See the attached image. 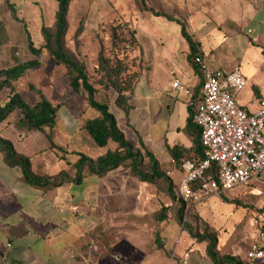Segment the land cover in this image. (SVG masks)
Listing matches in <instances>:
<instances>
[{
  "label": "crops",
  "instance_id": "crops-1",
  "mask_svg": "<svg viewBox=\"0 0 264 264\" xmlns=\"http://www.w3.org/2000/svg\"><path fill=\"white\" fill-rule=\"evenodd\" d=\"M40 8L41 33L45 7ZM156 12L172 20L156 16ZM116 22L125 23L133 33V59L139 65L128 110H120L117 127L135 149L153 157L174 192L182 177V162L196 157L185 126L201 99L202 76L191 59L196 55L213 69L230 72L223 69L229 63L245 59L249 64L250 56L262 57L264 0H70L66 39L79 28L81 33H89ZM177 22L184 24L195 44L194 53ZM12 29L15 26L0 20V70L36 59L27 46V53L22 48L23 57H19ZM42 44L39 38L35 48ZM59 67L50 59L47 66L40 63L21 79L33 72L31 85L53 105L51 98L57 91L53 72L64 76ZM245 78L247 87L237 104L254 113L264 100V89ZM175 81L190 94L173 90ZM35 96L22 98L34 105L39 100ZM10 116L0 124V137L10 141L17 154L31 159L37 175L54 177L64 171L71 180L75 172L70 164L77 161L76 154L92 159L105 154L87 137L85 124H55L51 140L65 150L60 157L48 144L47 130L45 134H26L23 124H15L19 114L13 124H8ZM58 129L64 131L58 134ZM173 148L180 149L177 162L170 154ZM167 189L164 182H141L123 167L101 177L86 175L79 183L36 187L27 184L20 168L10 167L0 152V264H212L205 244L191 239L175 220L176 202ZM161 208L168 210L166 219L156 223ZM254 237L255 229L250 245ZM217 248L220 254L219 239ZM227 255L245 261L237 252Z\"/></svg>",
  "mask_w": 264,
  "mask_h": 264
},
{
  "label": "trees",
  "instance_id": "trees-1",
  "mask_svg": "<svg viewBox=\"0 0 264 264\" xmlns=\"http://www.w3.org/2000/svg\"><path fill=\"white\" fill-rule=\"evenodd\" d=\"M53 1L57 5L54 23L51 26H47L45 23L41 24L43 44L39 48H35L25 22L18 18L13 4L5 0L12 20L23 25L28 52L32 56L38 57L42 51H45L48 57L53 59L56 66L64 69L66 88L76 95L84 93L88 107L97 113V117L85 122L84 132L96 147L105 150V154L96 159L89 158L83 154H76L78 157L77 161L70 164L71 170L75 172L74 178L71 180L69 175L64 171L54 177H47L35 174L32 169L31 159L17 154L12 143L0 137V152L3 154L6 163L10 167L20 168L23 179L27 184L41 188L57 187L68 181L79 183L86 175L101 177L119 167L128 169L141 182L154 185L164 182L168 186L166 190L167 195L176 202L175 220L182 226V229L187 232L191 239L197 243L205 244L206 256L212 264H248L246 258L245 261H242L240 258L232 255L219 254L217 231L212 229L207 223L202 222L198 216L189 218L188 224L184 222L188 204L176 198L172 190V184L160 172L159 165L153 157L147 152L141 153L134 148L131 142L125 139L117 127L115 116L109 110V103L97 100L98 90L91 83L85 65L66 50L67 13L70 0ZM150 11L152 12V10ZM154 14L167 20H172L165 14L157 12ZM177 23L181 27L182 37L194 53L195 44L186 33L184 24L181 22ZM78 34H80V28L77 30ZM111 44L113 51L111 56H105L102 51L98 54L97 69L100 77L97 83L101 87L109 88L114 92V105L126 113L128 110L127 100L132 95L139 78L138 71L131 72L126 61L128 55L125 53L127 52L126 47L130 48L135 45L133 33L128 32L126 38H121L116 34V30L112 29ZM120 45L123 47L120 48ZM195 57L196 55H193L191 64L198 69L194 64ZM39 65L40 62L34 59L0 70V124L17 111L19 113L17 122L24 124L22 127L26 134L32 132L44 133L45 130L50 133L53 130L57 121L59 106L52 105L32 85H29L28 90L37 95L39 100L34 105H29L15 88V84L19 79L25 76L29 70ZM5 91L8 92L7 97L1 100V94ZM185 131L193 138V152L196 156L186 161L198 164L204 158V148L200 143L198 128L192 120V111L190 112L189 121L185 126ZM45 136L52 149L65 153L64 149L56 147L53 144L51 134L47 133ZM109 143L116 145V149L110 150L108 148ZM179 150V148L170 150V154L176 162L179 159L177 155ZM209 174L213 180H216L214 168H212ZM221 199L222 201L230 202L225 196H222ZM167 211V208H161L155 215V222L161 223L165 221ZM259 214H264V210L259 212Z\"/></svg>",
  "mask_w": 264,
  "mask_h": 264
},
{
  "label": "rangeland",
  "instance_id": "rangeland-1",
  "mask_svg": "<svg viewBox=\"0 0 264 264\" xmlns=\"http://www.w3.org/2000/svg\"><path fill=\"white\" fill-rule=\"evenodd\" d=\"M8 1L10 4H13L18 18L25 22L32 41L37 47L38 40L41 38L39 30L40 7H45L43 8L44 21L47 26H51L54 23V9L57 8L56 3L53 0ZM131 8L133 7L131 6ZM129 9L128 6L124 8L125 11H128ZM0 20L1 22L3 21L15 26V30L12 29V32L14 31V41L19 47L17 52L20 54L19 57L22 58V48L26 52L27 46L26 36L24 37L23 33V25L12 20L5 0H0ZM73 20L74 28H76L77 25L75 18ZM112 29H115L116 34L121 38H126L127 33L130 32L123 22H116L111 26L99 28L89 33L80 32V34L77 35L76 31L72 33L70 32L66 39L65 47L69 54L75 56L79 62L85 65L91 83L98 90L97 100L109 103L110 112L120 123L122 112L113 103L115 98L114 92L109 88L101 87L97 83L100 77V73L97 69V57L99 52L102 51L107 57L111 56L113 52L111 44ZM122 47L123 46L120 45V48ZM126 51L127 52L125 53L128 54L126 61L128 62L130 71H137L139 65L134 59H132V47H126ZM32 57L38 59L42 64V67L47 66V63L51 59L45 51H42L38 57ZM258 57L250 56L249 64H246L247 62L245 59L236 60L233 63L227 64L223 69L224 71H228L237 68L241 71L244 77L247 76L259 90L264 89V55L260 58ZM31 74H33V72L28 73L26 78L17 82L15 88L21 96L24 95L26 97L28 96L29 99L31 97L35 99L36 96L28 90L29 85L33 83V76L31 77ZM53 75L55 77L54 83L55 85L57 84V91L56 95L53 94L51 99L54 102V106H59L56 124H85L87 120L97 117V113L88 107L84 93L76 95L71 90H68L66 88L65 78L61 75L60 71L59 74L54 71ZM7 94L8 92H3L1 94V100H4L7 97ZM29 102L31 103V101ZM18 114L19 113H14L11 115L8 124H13V120ZM15 124L19 123L15 122ZM58 130V134L64 131L62 129ZM51 132L49 133L47 131L48 134H51ZM58 138L61 137H57L56 139L58 140ZM48 144H50L49 141ZM109 147L112 148V150L116 149V145L113 143H109ZM57 154L60 157L64 156V152L57 151ZM227 194L234 195L227 196ZM222 196H227L226 198L230 202L222 201ZM263 210L264 179H257L255 182H252L247 186L239 187L228 192H221L218 189L216 196L209 197L199 204H188L187 212L184 216V222L188 224L189 218L198 216L202 222L207 223L212 229L217 231V237L220 241V254L227 255L237 252L242 258H245V254L254 234V219L262 218L264 214H259V212Z\"/></svg>",
  "mask_w": 264,
  "mask_h": 264
},
{
  "label": "built area",
  "instance_id": "built-area-1",
  "mask_svg": "<svg viewBox=\"0 0 264 264\" xmlns=\"http://www.w3.org/2000/svg\"><path fill=\"white\" fill-rule=\"evenodd\" d=\"M194 64L201 72L202 85L192 120L199 131L204 158L198 164L184 161L180 166L182 177L174 185V193L186 204H199L216 196L218 189L228 192L264 176V100L254 113L245 112L237 104L247 87L239 69L215 70L200 57H195ZM171 88L190 94L177 81ZM212 168L216 180L209 174ZM254 229L245 258L248 264H264V216L254 219Z\"/></svg>",
  "mask_w": 264,
  "mask_h": 264
}]
</instances>
